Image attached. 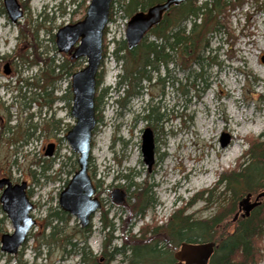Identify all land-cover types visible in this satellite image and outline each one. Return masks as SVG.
I'll return each mask as SVG.
<instances>
[{
    "label": "rangeland",
    "instance_id": "374dc122",
    "mask_svg": "<svg viewBox=\"0 0 264 264\" xmlns=\"http://www.w3.org/2000/svg\"><path fill=\"white\" fill-rule=\"evenodd\" d=\"M71 1L17 0L22 14L12 22L0 0V177L9 174L27 182L35 220L20 249L22 253L9 255L0 249V264H20L18 259L21 264H31L34 254L39 255L34 261L37 264H81L78 248L66 254L69 246L40 242L49 230L43 227L47 214L59 208V193L78 167V154L65 138L75 124L70 114L72 99L69 105L58 99L68 92L71 76L64 74L54 82L50 97L56 99L49 107L31 100L39 89L28 84L36 81L44 66L43 62L31 64L34 51L41 53L42 58L54 56V65L69 59L57 50L55 38L53 41L51 37L60 27L84 15L88 0ZM128 19L121 3L115 2L103 37V56L97 72L100 82L94 95L96 125L88 173L102 205L91 220L84 254L91 253L103 264L102 242L108 228L101 229L100 212L108 211L107 217L114 226L110 246L121 244L122 227L125 236L129 229L136 233L142 224H162L175 210L195 218L211 217L230 200L229 191L221 193L224 183L217 184L219 177L249 163L250 157L243 153L248 151L251 141L262 144L264 156V11L255 8L254 0H246L229 12L228 31L213 35L211 52L201 68L193 64L182 70L169 64L168 74L160 69L161 77L169 76L164 83H159L157 74L152 73L151 80L140 81L139 94L123 97L124 92L112 89L118 72L114 68V50L124 39ZM85 64V57L75 59L73 70ZM6 68L8 73L4 72ZM194 72L201 75L194 77ZM134 89L129 86L130 91ZM116 98L122 104L115 103ZM143 105H152L155 111L158 108L162 115L157 123L144 117ZM210 119L212 126L205 136V124ZM54 121H59V128L54 125L46 130ZM146 127L153 131L155 142L150 167L141 153ZM223 133L229 137L224 146L220 142ZM56 139L58 149L54 155H45L44 147ZM236 143L235 155H228ZM189 165L193 168L190 172ZM130 182L143 186L151 198L141 213L130 211L129 202L124 206L112 203L105 191L122 187L127 190L128 200L134 193ZM262 199L251 196L249 202ZM130 202L135 199L132 197ZM226 221L230 222L227 230H232L235 220ZM75 225L79 226L75 218L66 226L62 223L64 230ZM12 230L10 220L1 211L0 235ZM165 247L170 251V245ZM261 252L258 264H264V234ZM109 264H127V260L115 255Z\"/></svg>",
    "mask_w": 264,
    "mask_h": 264
},
{
    "label": "trees",
    "instance_id": "16d2710c",
    "mask_svg": "<svg viewBox=\"0 0 264 264\" xmlns=\"http://www.w3.org/2000/svg\"><path fill=\"white\" fill-rule=\"evenodd\" d=\"M160 1L162 0H112L110 12L114 3L120 2L124 13L130 17L135 12L144 11ZM245 1L202 0L199 3V0H186L179 5H172L164 12L159 22L150 28L145 37L133 48H128L124 40L118 42L114 55L122 64V81L126 86L123 97L139 94L138 89L142 87L140 81L151 80L152 73L157 74L159 83H164L169 76L161 77L160 69L164 68L168 74L169 64H174L182 70L191 68L193 64L201 68L211 52L213 35L221 30L228 31L229 12L242 6ZM254 2L255 8L263 12L264 0H254ZM84 8L86 10V6ZM187 22H189L188 26ZM149 36L152 39H149ZM34 56L30 61L31 64L43 62L44 68L42 67L35 82L28 83L39 89L38 92H34L31 100H38L41 106L49 107L55 100L54 97H50L54 82L63 74H73L75 60L65 59L54 65V56L42 58L41 53L36 51ZM99 75L96 85L100 82ZM193 75L197 77L201 72H194ZM129 86L136 89L130 91ZM67 99L68 101L71 99L70 88ZM118 102L122 104L120 99ZM161 115L158 108L155 111V107L149 105L145 118L153 119L157 123ZM261 145L251 141L250 148L243 153L244 156L250 157L249 163L243 164L244 166L238 171L225 172L219 177L217 184L224 183L221 193H224V190L229 191L230 200L225 206L219 207L211 217L195 218L192 215H184L183 210H175L162 224L155 222L142 224L136 233H131L129 229L128 235L125 236V228L122 227L121 244L110 246L114 237V226L107 217L108 211H102L101 229L105 231L108 228L102 242L104 264H109L115 255L123 256L127 264H171L173 261L171 252L165 245L177 246L180 242H212L207 264H258L262 258L261 240L264 234V156ZM129 185L134 188V193L127 200L130 211L141 213L144 207L151 203L148 190L137 183L130 182ZM247 195L254 198L262 196L263 199L257 201V205L248 215H239L237 201ZM132 197L135 199L134 203L130 202ZM236 214L238 216L235 217ZM228 218L235 220L234 228L230 231L227 230L230 223L226 221ZM70 220L71 216L60 208L49 212L43 227H49L50 231L48 230L45 238L40 242L59 244L62 247L70 245L73 251L78 248L81 253V264H103L99 263L98 258L91 253L84 254L86 237L90 234L91 228L86 230L88 234L84 235L85 240L79 242L76 237H82L83 231L76 228L77 225L63 229L62 223L66 226ZM18 262L21 264L19 259Z\"/></svg>",
    "mask_w": 264,
    "mask_h": 264
},
{
    "label": "water",
    "instance_id": "95a60500",
    "mask_svg": "<svg viewBox=\"0 0 264 264\" xmlns=\"http://www.w3.org/2000/svg\"><path fill=\"white\" fill-rule=\"evenodd\" d=\"M186 0H162L150 5L144 11H137L127 21L124 40L128 48H133L144 38L145 34L156 25L164 12L172 5H179ZM112 0H90L84 17L72 24L60 27L55 34V43L59 52L73 49V58H86L83 68L72 74L71 115L75 124L65 138L72 151L78 154L77 170L59 193L58 205L65 212L76 218L81 226H87L90 217L100 208L99 200L94 197L95 189L88 173L91 151L92 132L96 125L94 95L96 91V74L102 59V37L107 25ZM4 8L10 20L15 22L22 14L17 0H3ZM8 73V69L4 70ZM228 135L220 137L222 146L228 143ZM143 161L150 167L153 163L154 138L147 127L143 130L141 140ZM45 154L52 155V145H48ZM5 181L0 180V186ZM25 182L6 187L0 196L2 208L9 218L13 231L3 233L0 237V249L7 254H15L25 242L28 232L35 224L30 215L32 204L25 194ZM249 195L238 203L242 215H248L257 205L249 202ZM112 202L121 204L125 193L119 189L111 192ZM213 243L192 244L182 242L179 248L171 247L174 264H207ZM201 253V254H200Z\"/></svg>",
    "mask_w": 264,
    "mask_h": 264
},
{
    "label": "flooded vegetation",
    "instance_id": "af4514ba",
    "mask_svg": "<svg viewBox=\"0 0 264 264\" xmlns=\"http://www.w3.org/2000/svg\"><path fill=\"white\" fill-rule=\"evenodd\" d=\"M72 3H73V0L71 1ZM83 18V16L80 18V19H82ZM54 38H55V35H52V37H51V39L52 40H54ZM73 49H74V47L72 48V49H70L69 51H67V52H62V53H64V55L66 54V55H68L69 56V58L72 56V53H73ZM58 50V49H57ZM65 58H67V57H65ZM69 89V88H68ZM67 96H68V92L66 93V94H64L61 98H58V99H62L64 102H67V104L69 105V102L70 101H68V99H67ZM143 107H144V113H143V115H144V117H145V115H146V113H147V108H148V106H146V105H143ZM70 114H71V106H70ZM95 116H96V114H95ZM74 118V117H73ZM61 121V120H60ZM54 122L51 124V126H49V127H51V128H53L54 127ZM58 125H59V121H56V124H55V127L54 128H56V129H58L59 127H58ZM49 127L46 129V130H48L49 129ZM147 128V127H146ZM149 128V127H148ZM45 129V128H44ZM150 129V128H149ZM151 130V129H150ZM152 131V130H151ZM152 133H153V131H152ZM153 138H154V135H153ZM48 145H52V155H50V156H53L54 155V153H55V150H57L58 148H57V146H58V140L56 139L55 140V142L54 141H51V142H49L45 147H44V150H46L47 148H48ZM154 146H155V142H154ZM44 153H45V151H44ZM46 155V154H45ZM48 156V155H47ZM153 161H154V155H153ZM0 180H3V181H5L4 182V184L2 185V186H0V196H1V193L3 192V190L6 188V187H8V184L9 185H15V184H18V183H21V182H25V184H26V187H25V194H26V196H27V198L29 199V201L31 202V199H30V196H29V194H30V190H29V186L27 185V182L25 181V180H22V179H14V178H12L11 177V175H9V174H7V175H3L2 177H0ZM67 183L68 182H66V185H67ZM94 186V185H93ZM94 189H95V187H94ZM115 189H119V190H121V191H123L124 193H125V199H126V189H122V187H118V188H115ZM105 191H107L108 192V194H109V196H110V198H111V191H110V188L109 189H107V190H105ZM95 192H96V189H95ZM59 197V196H58ZM94 197H96L98 200H99V202H100V208L98 209V211H100L101 210V205H102V202H101V200L99 199V194L98 195H96L95 193H94ZM111 202H112V199H111ZM113 203V202H112ZM125 203H127V199L123 202V203H121L122 205L123 204H125ZM31 204H32V210L34 209V204L31 202ZM59 206V205H58ZM124 206V205H123ZM60 208V207H59ZM61 209V208H60ZM31 210V211H32ZM3 212L5 215H6V217H7V214L5 213V211L3 210V208H2V204H1V201H0V212ZM31 211H30V215H31ZM240 212H242L241 210H239V214H240ZM67 213V212H66ZM67 214H69V213H67ZM96 213H94V214H92L91 215V217H90V221H89V223L87 224V226H81L80 224H79V222H78V224H79V226H77V228L79 229V230H82L83 231V234H82V237L80 236V238H79V236H78V241H84L85 239H83L84 238V235L86 236L87 234H88V232L86 231V230H88V228H91V226H90V223H91V220L93 219V217H94V215H95ZM100 214H101V212H100ZM70 215V214H69ZM32 216V215H31ZM71 216V215H70ZM101 217V216H100ZM8 218V217H7ZM33 218V217H32ZM74 217H72L71 216V219H73ZM9 219V218H8ZM34 219V218H33ZM76 219V218H75ZM77 220V219H76ZM78 221V220H77ZM101 222V221H100ZM35 225V224H34ZM13 228V227H12ZM33 228V227H32ZM31 228V229H32ZM47 228V227H46ZM49 228V227H48ZM13 231V230H12ZM11 231V232H12ZM31 231V230H30ZM29 231V232H30ZM50 231V230H49ZM29 232H28V235H29ZM6 233H8V232H6ZM3 234V233H2ZM1 234V235H2ZM1 235H0V237H1ZM28 235H27V238H28ZM88 237V236H87ZM87 237H86V239H87ZM27 238H26V241H27ZM81 239H83V240H81ZM26 241L22 244V246L26 243ZM181 243V242H180ZM197 243V242H196ZM21 246V247H22ZM60 245L58 244V246L57 247H59ZM69 246V249H68V251L66 252V254H71L72 253V248L70 247V245H68ZM179 246V245H178ZM21 247H20V249H21ZM170 248H171V246H170ZM177 249L179 248V247H176ZM18 250L15 254H17V255H20L22 252V250ZM172 254H171V256H172V263L171 264H174V262H175V260L173 259V251L171 252ZM14 254V255H15ZM201 254V253H200ZM35 256H36V258H38L39 257V255H36L35 254ZM208 260H209V258H208ZM208 260H207V262L206 263H208Z\"/></svg>",
    "mask_w": 264,
    "mask_h": 264
},
{
    "label": "bare ground",
    "instance_id": "6f19581e",
    "mask_svg": "<svg viewBox=\"0 0 264 264\" xmlns=\"http://www.w3.org/2000/svg\"><path fill=\"white\" fill-rule=\"evenodd\" d=\"M119 63H121V62H119ZM206 128L204 129V133H205V136L207 135V130H209V128H211V126H212V119H210L209 121H207L206 122ZM237 143L234 145V147L231 149V153H228V155H235V153H236V148H237ZM189 167V170H188V172H190L191 170H193V168H192V166L191 165H189L188 166ZM206 171V170H205ZM205 180H208L207 179V177L205 178ZM204 180V181H205ZM203 181V180H202ZM36 258V256H35V254L33 255V259H35ZM37 259V258H36Z\"/></svg>",
    "mask_w": 264,
    "mask_h": 264
}]
</instances>
